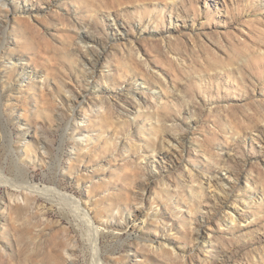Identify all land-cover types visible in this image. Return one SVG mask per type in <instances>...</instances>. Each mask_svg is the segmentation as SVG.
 <instances>
[{
    "label": "rangeland",
    "instance_id": "obj_1",
    "mask_svg": "<svg viewBox=\"0 0 264 264\" xmlns=\"http://www.w3.org/2000/svg\"><path fill=\"white\" fill-rule=\"evenodd\" d=\"M4 2L0 264H264V0Z\"/></svg>",
    "mask_w": 264,
    "mask_h": 264
},
{
    "label": "bare ground",
    "instance_id": "obj_2",
    "mask_svg": "<svg viewBox=\"0 0 264 264\" xmlns=\"http://www.w3.org/2000/svg\"><path fill=\"white\" fill-rule=\"evenodd\" d=\"M0 1H2V4H5L4 0H0ZM84 36H86V35L79 36L80 40L84 43H88V40ZM23 71H25L24 73H27L26 70H23ZM92 73H93V70H92ZM143 138H147V137L144 135ZM161 139H162L163 147H168L170 145L172 147H174L176 145V141L179 140V142H182L184 138L180 134H173V133L167 132L162 136ZM46 143L47 142L40 140L41 147L44 149H46ZM26 150L29 151V148H27ZM173 153L175 154L176 152L173 151ZM14 160L16 161L14 164L18 168V170L21 173L24 172V174L26 172V174L24 175V181H23L24 187L22 188V192L26 193L27 195L28 194H34V193L40 194V195H43V194L47 195V194H50L49 192H52L53 194L54 193L59 194L60 197H63L66 200H70L72 213L74 214V217H75L77 223L81 227L80 229L82 231V234L83 235L87 234L89 236L88 239H90L89 241L91 242V248H92V250H91V255L93 256L92 259H94V262L96 261L97 264L98 263L102 264L103 250H102V245L100 244L102 231L99 228V226H97L96 221L93 218L91 212L88 209L83 207L81 199L76 197L73 194L70 195L69 192L62 191L61 189L58 188V186L53 187V184L46 185L45 187H42V188H41V185H39V184H36V185L32 184L31 185V177L27 175L28 170L25 168V166L20 164L15 159V157H14ZM188 174H191V172H189ZM228 175H229L228 177H231L230 174H228ZM9 176H10V174L9 175L7 174V170L4 169V167H1L0 168V189H2L4 187L6 189L5 190L6 192L9 189L8 188L9 185H13V186L17 187V184ZM216 180H217L216 177H212V176L207 177V181L211 186L215 185ZM4 188L2 190H4ZM8 194H9V192H8ZM0 195H1V192H0ZM21 199H23V198H21ZM2 207L3 206L0 204V208H2ZM137 217H138V215L135 214L134 215L135 220L137 219ZM228 219L232 222L235 220V218L231 214H229ZM87 228L89 230H87ZM73 248H74V246H73Z\"/></svg>",
    "mask_w": 264,
    "mask_h": 264
}]
</instances>
